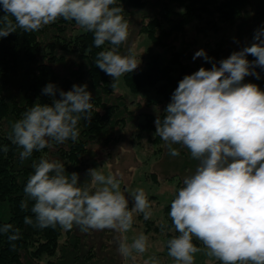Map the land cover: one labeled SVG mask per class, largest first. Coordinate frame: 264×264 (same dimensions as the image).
I'll return each mask as SVG.
<instances>
[{
	"label": "clouds",
	"instance_id": "9594fccd",
	"mask_svg": "<svg viewBox=\"0 0 264 264\" xmlns=\"http://www.w3.org/2000/svg\"><path fill=\"white\" fill-rule=\"evenodd\" d=\"M0 6L5 13L0 16V38L18 28L39 31L63 18L92 32L94 47L112 45L99 51L94 63L113 77V87L140 64L135 54L118 51L128 39L129 22L117 0H0ZM249 55L255 59L249 61ZM197 58L211 63V68L200 67L185 75L163 118L157 115L154 121V135L165 142L171 156L180 155L173 147L178 144L199 161L170 204L168 214L177 235L167 241L168 256L174 264H195V255L202 251L193 243L195 238L208 257L222 264H264V91L254 83H244L247 76L260 79L256 68L264 69V26L255 30L250 45L218 63L204 49L195 52L192 59ZM87 88V84H74L64 91L50 82L42 89L51 104H34L11 126L8 138L22 148L21 161L50 147L51 141L78 140V123L92 118V94ZM0 150L6 153L8 147ZM32 168L34 174L25 184L26 199L20 207L27 210L28 202L34 201V219L25 216V225L127 233L133 228L134 213L142 214L144 220L153 216L154 201L144 188L128 193L133 201L129 208L127 188L122 190L118 175H105L102 167L87 170L90 184H80L76 172L67 174L60 160L41 157L32 162ZM9 232V242L20 238L12 224L0 225V233ZM148 241L143 232L130 243L125 237L118 252L135 264L137 254L147 251ZM143 264L162 262L149 257Z\"/></svg>",
	"mask_w": 264,
	"mask_h": 264
},
{
	"label": "trees",
	"instance_id": "16d2710c",
	"mask_svg": "<svg viewBox=\"0 0 264 264\" xmlns=\"http://www.w3.org/2000/svg\"><path fill=\"white\" fill-rule=\"evenodd\" d=\"M117 5L123 7L127 21L134 10L151 9L152 12L142 18L140 33L148 36L154 45L171 51L169 60L164 62L159 54L149 48L147 68L125 74L126 87L132 93L154 89L163 100L169 102L178 82L185 75L194 73L200 67L211 68V63H206L202 58L192 59L194 53H190L189 48L195 46L194 42H186L187 46H183L182 50H175V42L180 38L185 39L190 25L194 24L196 32L205 37L217 35L245 20L254 8L257 27L250 30V37L253 38L255 30L264 26V0H117ZM4 14L0 6V16ZM226 41L223 34L221 41L207 51V55L217 63L227 52ZM124 46L125 43L118 47L121 54ZM111 47L107 42L101 48L94 47L92 32H86L74 20L66 21L63 18L39 31L25 32L18 28L16 32L0 38V149L5 145L8 147L6 153L0 150V203H7L10 209L9 219H0V225L12 224L20 233V238L12 242L8 240L11 232L0 233V264H25L26 258L30 262L28 264H33L42 256L54 258L60 251L62 255L59 261L63 264L71 262V259L73 262L79 259L74 250L81 242V236L76 234L79 227L65 231L59 225L45 229L25 225V216L34 219L31 212L34 201L28 202L27 210H22L20 204L26 199L23 192L25 184L34 174L33 161L41 157L60 160L67 174H79L81 183L82 177L90 180L87 170L90 169L88 155L92 145L110 144L120 139L114 133L121 124L126 123V114L129 113L127 102L122 95L116 94L113 77L94 63L99 51ZM247 59L253 61L255 57L249 55ZM256 71L260 74L256 83L262 84L264 91V69L257 67ZM50 82L64 91L71 90L74 84H87V90L92 94L91 121L81 120L78 123L80 135L77 141L69 139L63 144L51 141L50 147L34 151L32 157L21 161L19 153L22 148L8 138L11 126L34 104H51V97L42 95V89ZM56 98L59 99L58 93ZM163 115L159 116L163 118ZM156 118L149 115L146 123L140 124V127L149 134L155 132ZM159 140L161 138L157 136L155 141ZM152 175L158 181L156 175ZM181 187L183 182L178 183L175 195ZM170 204L164 207L166 222L155 228L157 232L164 226L162 232L167 241L177 235L168 214ZM64 235L69 238L68 244L60 242ZM13 243L14 248L11 246ZM193 243L200 248L203 246L195 238ZM49 264L56 262L50 261ZM82 264L91 262L82 261ZM215 264L222 262L216 260Z\"/></svg>",
	"mask_w": 264,
	"mask_h": 264
},
{
	"label": "rangeland",
	"instance_id": "374dc122",
	"mask_svg": "<svg viewBox=\"0 0 264 264\" xmlns=\"http://www.w3.org/2000/svg\"><path fill=\"white\" fill-rule=\"evenodd\" d=\"M151 12L152 10L148 7L137 9L128 19L129 36L122 54L133 53L138 60L140 59L137 71H143L147 68L149 48L154 53L159 54L164 62H167L171 56L170 50L154 45L148 36L140 33L143 16ZM256 24L254 8L245 20L217 35L211 34L205 37L198 34L193 24L188 27L185 39L180 38L175 42V50H182L183 46H187L186 42H194L195 46L189 48L190 53L195 54L200 49L207 52L221 41L224 34V38L227 39V52L222 59H225L232 52L241 50L247 43H252L253 38L250 37L249 32L257 27ZM244 83H254L263 91V85L257 84L254 76L245 77ZM114 90L116 94L122 95L127 102L129 113L126 114V123L121 124L114 133V136H119V140L110 144L92 145L91 153L88 155L90 168L102 167L100 170L105 175L110 172L117 174L121 181V189L127 188L128 190L125 193L126 196L138 187L144 188L149 200L154 201L153 216L149 220H144L142 214L134 213L133 228L127 233H117L109 229L89 230L88 232L77 230L76 234L81 236V242L74 250L79 259L75 262L71 259V262L64 264H82V261H89L91 264H133V261L120 255L118 246L125 237L130 243L141 232L149 237V247L144 254H137L135 264H143L144 260L149 257H156L162 264H174L172 258L168 256L165 233L162 230L156 232L155 228L166 222L164 207L174 197L178 183L183 182L185 176H189L195 171L199 161L191 158L189 150L178 144L173 145V147L179 150L180 155L171 156L162 139L155 141L157 137L154 135L155 132L149 134L140 127V124L146 123L149 115L159 116L164 113L169 101L163 100L154 89L132 93L126 87L123 76L115 81ZM152 174L156 175L158 181L154 180ZM80 182V184H88L90 180L88 177H82ZM127 198L129 199V208H131L133 206L132 198L131 196H127ZM9 217L8 204L0 203V219L8 220ZM148 227L153 228L148 230ZM68 239L64 235L60 242L68 244ZM201 249L202 251L195 255V264H215L216 259L205 254L204 246ZM90 252H92L91 255L88 254ZM61 255L62 252L60 251L56 257L51 259L42 256L33 264H49L50 261L63 264L59 261ZM86 255L89 256L85 257ZM24 263L30 262L26 258Z\"/></svg>",
	"mask_w": 264,
	"mask_h": 264
}]
</instances>
